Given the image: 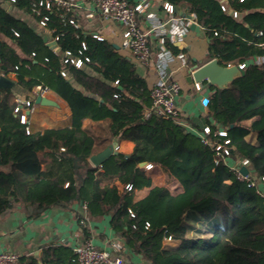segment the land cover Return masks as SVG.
Segmentation results:
<instances>
[{
  "label": "trees",
  "instance_id": "obj_1",
  "mask_svg": "<svg viewBox=\"0 0 264 264\" xmlns=\"http://www.w3.org/2000/svg\"><path fill=\"white\" fill-rule=\"evenodd\" d=\"M40 1L9 2L38 23L45 19L42 27L59 51L0 6V76L14 74V85L28 91L48 87L67 104L70 123L27 134L28 126L13 112L11 89L0 88V217L16 207L38 216L53 206L82 203L87 217L109 218L110 229L123 241L120 255L125 247L141 264H264V199L229 165L246 159L252 180L264 178V62H250L264 56L259 47L264 0H161L175 11L185 6L184 18L194 16L208 61L245 65L226 87H208V143L175 119L147 116L150 89L134 62L106 40L69 24L73 12L46 9ZM165 48L179 52L168 39ZM87 120L108 121L107 140L132 142L131 153L112 154L91 166L98 140L83 127ZM218 131L226 136L215 135ZM250 134L256 144L246 139ZM225 139L229 155L219 160L214 145ZM140 163L166 169L182 191L173 195L162 186L151 188ZM128 184L131 191L124 190ZM141 187L150 190L134 201ZM195 231L198 235L191 236ZM167 236L178 244L163 247ZM18 264L76 263L72 249L48 247L38 257H20Z\"/></svg>",
  "mask_w": 264,
  "mask_h": 264
},
{
  "label": "crops",
  "instance_id": "obj_2",
  "mask_svg": "<svg viewBox=\"0 0 264 264\" xmlns=\"http://www.w3.org/2000/svg\"><path fill=\"white\" fill-rule=\"evenodd\" d=\"M134 3L135 0H128ZM76 9L74 17L78 27L84 33L95 34L110 44H112L119 54L130 58L135 66L137 74L145 78L149 89L158 81L156 69V58L159 51V40L154 28L162 25L166 31L167 39L179 50L178 53L184 55V64L174 59L167 68V78L179 86V93L175 97V104L179 111V117L176 121L183 124L187 129L196 135H201V130L206 127L205 107L201 106L200 98L208 96L207 81L199 83L202 86L201 92H195L193 84L195 81L189 79V71L193 67H200L207 60V43L203 37L202 30L198 33L185 27L182 23L185 6L174 9L172 15L166 13L163 9L161 0H149V6L145 12L137 15V23L144 31L151 30L148 37L150 63L147 65L138 64L132 56L129 48L123 46L121 40V26L114 20H104L100 17L90 0H74ZM13 17L26 22L37 34L41 35L46 43L53 41L50 31L42 27L38 21L26 12L15 8L9 0H2V5ZM91 12L92 17L86 18L85 14ZM174 39L170 40L169 36ZM175 55V54H174ZM250 62L261 64L264 62V56L253 58ZM12 83L11 89L13 100L17 98L26 99L30 97V91L14 85V74L3 76ZM198 83V82H197ZM48 99L53 101L56 106H42L33 104L32 110L27 115L28 128L34 133L43 129H56L69 126L70 111L67 104L56 94L51 93ZM194 126V127H193ZM84 128H88L91 134L98 140L94 146V153L98 154L114 143L117 144L115 151L128 155L133 149L130 141L115 142L107 140L109 122L95 123L84 121ZM246 139L251 144H256V137L250 134ZM91 166L93 164L89 161ZM234 162L231 160L229 165ZM94 167V166H93ZM143 168L144 174L151 180V188L162 186L169 190L173 195L182 191L181 185L173 179L166 169L152 165L148 170ZM170 179L172 189L167 185L157 184L158 181ZM122 188L120 187L119 190ZM150 188L141 187L134 191V201L144 198ZM86 208L82 203H73L68 208L58 206L50 207L44 210L38 216L25 213L19 207L14 208L8 214L0 217V252L9 251L17 253L24 261L31 257H38L41 252L50 247L52 249L66 248L70 251L73 245L81 240L88 238L93 245L101 250H112V244L117 242L120 246L123 241L120 240L110 229L109 218H89L86 215ZM85 230V234L84 231ZM187 236H190L187 234ZM178 244L176 240L164 241L163 247L172 248ZM123 255L134 264H141L138 257L133 256L127 248H123Z\"/></svg>",
  "mask_w": 264,
  "mask_h": 264
},
{
  "label": "built area",
  "instance_id": "obj_3",
  "mask_svg": "<svg viewBox=\"0 0 264 264\" xmlns=\"http://www.w3.org/2000/svg\"><path fill=\"white\" fill-rule=\"evenodd\" d=\"M14 2V0H9ZM94 6V9L104 20H114L121 26V40L123 46L130 49L133 58L140 65L149 64V43L148 37L151 30L144 31L137 23V15L146 11L149 6V0H135L134 3H129L128 0H90ZM220 3H224L225 0H219ZM242 1V0H241ZM40 6H45L49 9L51 6L64 9L65 11H70L74 13L76 9V4L74 0H41L38 3ZM1 6V0H0ZM163 9L169 15L174 12L173 6L164 3ZM224 10V8L222 7ZM229 15L234 18L237 14L231 10L228 11ZM189 18H183L182 23L185 27H190L191 24L196 23L195 18L192 14ZM86 18L92 17V13L88 12L85 14ZM69 24L78 27L76 20H69ZM41 26H45V19L40 21ZM197 24V23H196ZM159 40V51L157 53V58L155 61L158 81L150 89V108L147 111V116L150 113H154L158 116H163L167 118L177 119L179 117V111L175 104V97L179 93V86L167 78V68L170 63L176 59L182 65L184 64V55L182 53L173 54L171 51L165 48V40L167 39L166 31L162 25H158L154 28ZM96 37L98 40L102 38ZM170 40L174 39L173 35L169 36ZM54 41L56 39H53ZM259 47H264V42L259 44ZM67 62V61H65ZM76 68L81 66V61L71 60ZM244 64L238 65V68L242 70ZM61 76H65L64 72H61ZM193 89L195 92H201L202 86L195 82L193 84ZM52 91L46 86H35L30 91V97L26 99L17 98L15 99V106L13 112L18 115L21 124L28 126L27 115L32 110L34 101L36 97L48 98ZM208 96H202L200 98V104L206 107L208 104ZM180 124V123H179ZM183 125V124H181ZM184 126V125H183ZM27 134L29 133L28 127H26ZM210 134L209 128L206 126L202 129L201 138L204 143H208L205 139V135ZM220 137H225L226 133L224 131H218L215 133ZM228 140H223L220 144L214 145V150L216 152L217 158L224 160L229 155L227 145ZM146 170L152 167L151 164H145L143 166ZM245 167L248 170L247 175L243 176L239 169ZM230 169L236 174L239 181L245 182L248 187L252 188L257 195L264 199V187L259 188L258 184L264 182V178H260L259 182L254 181L251 178V173L249 170V163L246 159L238 160L230 165ZM132 185L128 184L124 186V190L131 191ZM164 241H171V238L167 236ZM75 257L76 264H132L130 260L120 255L121 246L119 243L115 242L112 244V250H101L96 248L91 240L81 239L77 241L71 248ZM20 256L15 252L4 251L0 252V264H18Z\"/></svg>",
  "mask_w": 264,
  "mask_h": 264
},
{
  "label": "water",
  "instance_id": "obj_4",
  "mask_svg": "<svg viewBox=\"0 0 264 264\" xmlns=\"http://www.w3.org/2000/svg\"><path fill=\"white\" fill-rule=\"evenodd\" d=\"M188 15L186 18H189ZM190 30L195 31L196 33L199 32L200 27L198 24L193 23L189 27ZM93 36H96L93 34ZM46 46L52 50H55L58 52L57 44L56 42L50 41L46 43ZM241 73V70L238 68V66H229V67H222L220 66L216 60H210L201 65L200 67L196 68L193 67L189 71V79H193L195 82L201 83L202 81H207V86H216L218 88H224L226 87L233 79H235L239 74ZM12 83L8 81L3 76H0V88H11ZM35 104H40L42 106H56V104L49 100L48 98L44 97H36L35 98ZM117 147V144L114 143L113 145L108 146L103 151H101L98 154L92 155L89 158V161L93 164L94 167L99 166L106 158H108L110 155H116L117 152L115 151ZM145 163H140L139 167H143ZM239 172L245 176L248 173L247 168L241 167L239 169Z\"/></svg>",
  "mask_w": 264,
  "mask_h": 264
},
{
  "label": "rangeland",
  "instance_id": "obj_5",
  "mask_svg": "<svg viewBox=\"0 0 264 264\" xmlns=\"http://www.w3.org/2000/svg\"><path fill=\"white\" fill-rule=\"evenodd\" d=\"M157 184H164V185H167L168 188L172 189V184L170 182V179H168V178L164 179L163 181H158ZM197 235L198 234L196 231L194 233H191V236H193V237H196Z\"/></svg>",
  "mask_w": 264,
  "mask_h": 264
}]
</instances>
